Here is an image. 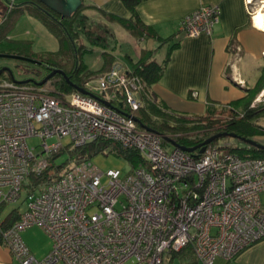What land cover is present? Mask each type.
Masks as SVG:
<instances>
[{
    "label": "built area",
    "instance_id": "obj_1",
    "mask_svg": "<svg viewBox=\"0 0 264 264\" xmlns=\"http://www.w3.org/2000/svg\"><path fill=\"white\" fill-rule=\"evenodd\" d=\"M220 12L217 5L202 6L180 21L179 32L210 37ZM143 88L121 63L82 87L95 98L55 97L0 81V212L20 200L27 178L45 174L47 181L43 192L27 196L10 226L0 216V238L19 264H163L166 255L188 247L197 263L212 264L264 240V160L216 145L193 157L143 130L133 121ZM262 100L264 91L254 104ZM32 138L42 141L37 154L28 146ZM51 139L56 142L49 145ZM63 139L72 148L102 140L112 145L109 153L113 145L132 149L139 164L125 178L119 171L103 174L87 159L50 175ZM34 226L51 241L42 259L21 238Z\"/></svg>",
    "mask_w": 264,
    "mask_h": 264
},
{
    "label": "trees",
    "instance_id": "obj_2",
    "mask_svg": "<svg viewBox=\"0 0 264 264\" xmlns=\"http://www.w3.org/2000/svg\"><path fill=\"white\" fill-rule=\"evenodd\" d=\"M118 1L129 12V18L108 14L95 5L84 4H82L71 18H61L43 6L39 0H14L12 7L5 11L1 19L0 36L2 39L0 42V53L10 55L14 51L13 48H19L21 46L29 47L32 41H15L8 38L7 35L12 29V26L21 17L27 16L35 19L58 42L57 51L46 54V59H37L42 65L35 67H44L47 72L54 69L61 70L66 75L68 81L58 75L49 81L54 88V91L50 93L53 96L63 98L75 93L77 91L74 90L73 86L84 87L88 82L109 71L116 63L115 56L109 51L111 44L113 43L116 46L118 42L115 33L116 30H120L139 43L153 39L162 44H167L172 38L161 40L150 27L141 21L136 12L140 0ZM85 11L97 12L105 18L107 23L90 18L85 14ZM113 47L112 49H114ZM112 49L111 51H113ZM93 50H98V57L102 59V66L98 73L88 70L87 65L82 61L83 55ZM131 56L130 53L124 55L125 60L131 65L128 74L129 76L139 78L144 86L143 91L138 94L141 107L133 113L134 118H137L142 125L160 134L162 137L171 138L178 146L184 148H193L217 134L234 135L237 138L224 137L221 139H232L241 142L243 143V147L238 148L232 145L230 148L224 149L226 152H232L243 159L264 160V145L258 144L256 140L257 137L264 136V125L260 123L261 119H264V101H262L261 105H255L253 103L258 93L264 89V72H262L254 88L248 90L246 96L239 101L217 107L215 104H210L204 115L187 116L172 112L165 104L155 101L149 92V88L156 84L162 77L169 53L162 64H158L153 59L154 51L142 50L137 60ZM33 72L40 79L37 81L34 78V81L40 82L44 79L43 75L39 76L40 73L37 70ZM6 80H11L10 76ZM46 84L36 88H45ZM27 85L35 87L32 84ZM220 110L229 113L228 117L222 123L217 117L214 118ZM245 139L253 141L260 147L243 142L242 140ZM217 142L218 140L210 145L221 147ZM107 146L112 145L108 142L97 140L81 148H72L68 144L67 146H63L62 149L72 156L73 154L81 155L84 153L96 154L103 152ZM62 149L52 155L51 160L53 165ZM111 153L124 159L131 167L139 164L138 156L132 149L113 145ZM188 154L193 157L200 156L198 152ZM60 169L62 168L59 167L58 170ZM43 176L45 174L37 177V179ZM33 178L36 177H32L31 179ZM18 217V212L12 211L3 219V227L10 226ZM185 250L187 253L193 254L189 247L182 251Z\"/></svg>",
    "mask_w": 264,
    "mask_h": 264
},
{
    "label": "crops",
    "instance_id": "obj_3",
    "mask_svg": "<svg viewBox=\"0 0 264 264\" xmlns=\"http://www.w3.org/2000/svg\"><path fill=\"white\" fill-rule=\"evenodd\" d=\"M83 4L95 5L108 14L130 17L118 0H83ZM8 5L9 0H0V23ZM208 5H217L221 11L210 37L201 35L190 38L179 33V23L184 17ZM136 12L141 21L161 40L172 37L167 44L153 39L139 43L124 34L122 41L128 38L127 44L131 46L130 43H134L141 51L156 52L159 49L161 58H156L155 54L153 56L158 64H162L169 53L162 77L149 88V92L155 101L165 104L174 113L202 116L210 104L217 107L239 101L246 96L248 90L254 88L264 72V30L255 24L257 15L264 13V7L251 14L246 0H140ZM93 14L98 17V21L107 23L97 12ZM29 18L24 16L18 19L7 37L22 41L21 37L29 34L23 27L34 23H30ZM1 39L0 36V42ZM117 41L118 49L121 42L118 38ZM151 44L159 47L154 50V45ZM115 59L116 63L123 64L130 71L131 65L124 63L116 55ZM194 93L196 97H193ZM260 205L264 211V192L260 194ZM28 243L31 244L29 240ZM50 249L48 239L43 246L29 247L32 255L38 259L44 258ZM0 264H19L1 239ZM163 264L199 263L195 261L192 253L185 250L166 255ZM212 264H264V240L254 243L231 261L217 258Z\"/></svg>",
    "mask_w": 264,
    "mask_h": 264
},
{
    "label": "rangeland",
    "instance_id": "obj_4",
    "mask_svg": "<svg viewBox=\"0 0 264 264\" xmlns=\"http://www.w3.org/2000/svg\"><path fill=\"white\" fill-rule=\"evenodd\" d=\"M262 7H264V0H251L250 13L254 14L256 11L260 10ZM85 14L89 16L90 18L98 21L97 20L98 17L95 14H93V12L85 11ZM28 21L30 23H33V22L34 23L30 24L27 27H23V30L24 31L28 30L29 34L25 35L24 37H21V39L23 40L28 39V41H32V44L29 47L21 46L19 48H13L14 51L10 55L29 58V59L36 60V61H38L37 59H46L45 58L46 54L57 51L58 42L55 39V37L52 36L48 32V30L45 27H43L40 23L32 20L31 18H29ZM115 33H116L117 38L121 42L120 43L121 46L117 49V47L112 43L109 51L113 53L114 56L116 55L119 59L121 58V60L124 63H127L128 65H130L127 62V60H125L124 55L126 53L128 54L130 53L132 54L134 59L137 60L141 50L140 48H138V45L136 46V44L134 43L131 44L130 42H128L130 43L131 46L127 44V39L130 38L131 40L132 37L127 36L128 38L122 41L123 40L122 38L123 37L125 38V36H123L124 33L121 32L120 30H116ZM151 45H154V48H155L154 50H156L159 47V45L157 44L156 45L151 44ZM112 47L114 49H112ZM111 49L113 51H111ZM114 50L119 53L115 54L116 52ZM157 50L156 52L154 51V54L156 58H161V52H159L160 51L159 49ZM97 51L98 50H95V51L93 50V51H90L89 53H85L82 59L85 65H87L88 67L87 69L95 73H98L102 66V59L98 57L99 52ZM165 53L166 51L164 50V54ZM3 68L9 69L12 72L13 77L16 81H23L27 79L26 75H35L33 72L34 70H37L38 73H40L39 76L43 75L44 78L51 72V71L47 72V70L44 67H35L34 65H30L25 62L11 60V59H0V69H3ZM1 75L2 76L0 77V81L9 79V75L7 73L4 72ZM44 89L49 94L54 91V88L52 87L51 82L46 84ZM260 93L261 91L258 93V95ZM258 95L256 96V98L258 97ZM256 98L254 102L256 101ZM262 101L260 103H255V105H258V104L261 105ZM228 115L229 113L223 112L220 110L217 112V115L214 116V118L217 117L219 121L222 123L228 117ZM260 123L264 125V119H261ZM256 140L258 144L260 145L264 144V136L257 137ZM47 142L50 145L52 143H55L56 140L51 139V140H48ZM41 144H42V141L40 139L32 138L28 140V146L32 148L34 150V153L36 154L41 151ZM68 144H69V140L67 139L62 140V146H67ZM217 144L220 145L222 148H230L232 145L233 147H238V148L243 147V143L234 141L232 139H220L218 140ZM165 149H167L170 152L172 150V147L166 144ZM85 159L90 160L91 163L103 174H106L108 171H119L121 173L122 178H125L126 176L131 174V168L128 165V163L124 159L117 157L115 154L109 153V150H106V149L103 152H98L96 154L84 153L81 155L73 154L72 156H70L68 152L62 149L59 157L55 159L54 165L51 166V169H49V174L50 175H52L53 173L55 174L57 171H60V173H63L66 170L72 168L78 161L85 160ZM59 167L62 169L58 170ZM46 182L47 181H46L45 176L39 179L27 178L24 184V187L22 189V192H21L20 200L15 204L5 205L0 212L1 218L2 219L6 218V216L12 211L23 212V210L25 209L24 201L26 200L27 196L30 195L32 192H36L37 194H40L41 192H43V188ZM23 232H22L21 237L23 241H25L24 243L26 244L28 249L30 245H34L38 247L43 246L47 239H48V244L50 243V248H51L50 239L40 227L34 226L29 229H26ZM28 240L29 242H31V244L28 243ZM127 264H134V263L133 261H131Z\"/></svg>",
    "mask_w": 264,
    "mask_h": 264
},
{
    "label": "water",
    "instance_id": "obj_5",
    "mask_svg": "<svg viewBox=\"0 0 264 264\" xmlns=\"http://www.w3.org/2000/svg\"><path fill=\"white\" fill-rule=\"evenodd\" d=\"M39 1L43 6H45L47 9H49L50 11H52L54 14H56L57 16H59L61 18H71L79 10V8L83 4L82 0H39ZM0 59L17 60V61L25 62V63H28L30 65H34V66H41L42 65V63H40L36 60H32V59L24 58V57H20V56H15V55H7V54H1L0 53ZM4 72L10 76V79L13 83L19 84V85L32 84L35 87H42L56 75L61 76L64 79H66V81H68L66 78V75L64 74L63 71L55 70V69L51 70V72L40 82L34 81L32 79H26L23 81H16L13 77L12 72L9 69H6V68L0 69V75ZM73 88L78 93L94 97L92 94H90L89 92L85 91L84 89H82L80 87L73 86ZM133 121L135 123H137L139 125V127L142 128L143 130L151 131L148 127L142 125L137 118H133ZM224 137L237 138L234 135L217 134V135L207 139L203 143H201V144H199L193 148L180 147L169 137L163 136V139L167 143L171 144L172 146H174L175 148H178L179 150H181L183 152H186V153L198 152L200 155H202L205 152V149L207 146H209L210 144H212V143L216 142L217 140L224 138ZM242 141L247 143V144L260 147L259 145L255 144L253 141L246 140V139L242 140Z\"/></svg>",
    "mask_w": 264,
    "mask_h": 264
},
{
    "label": "bare ground",
    "instance_id": "obj_6",
    "mask_svg": "<svg viewBox=\"0 0 264 264\" xmlns=\"http://www.w3.org/2000/svg\"><path fill=\"white\" fill-rule=\"evenodd\" d=\"M255 24L257 27H259L261 30H264V13H259L257 17L255 18Z\"/></svg>",
    "mask_w": 264,
    "mask_h": 264
},
{
    "label": "flooded vegetation",
    "instance_id": "obj_7",
    "mask_svg": "<svg viewBox=\"0 0 264 264\" xmlns=\"http://www.w3.org/2000/svg\"><path fill=\"white\" fill-rule=\"evenodd\" d=\"M26 78L27 79H32V80H34V78H36L35 80H37V81H39L40 79L37 77V76H35V75H26ZM44 78V77H43Z\"/></svg>",
    "mask_w": 264,
    "mask_h": 264
}]
</instances>
